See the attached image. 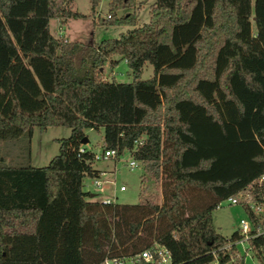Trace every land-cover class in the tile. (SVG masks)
Instances as JSON below:
<instances>
[{"label": "trees", "instance_id": "trees-1", "mask_svg": "<svg viewBox=\"0 0 264 264\" xmlns=\"http://www.w3.org/2000/svg\"><path fill=\"white\" fill-rule=\"evenodd\" d=\"M68 2L0 0V140L70 130L44 166L0 162V264H97L154 242L171 264H242L210 253L237 236L219 235L210 213L264 174V0H153L141 23L136 0H107L97 23L129 28L98 42L49 33L50 19L84 17ZM120 61L131 81L103 80L102 65ZM87 128L150 178L165 172L161 204L87 199L83 181L99 175L77 150ZM249 244L264 264V239Z\"/></svg>", "mask_w": 264, "mask_h": 264}, {"label": "rangeland", "instance_id": "rangeland-1", "mask_svg": "<svg viewBox=\"0 0 264 264\" xmlns=\"http://www.w3.org/2000/svg\"><path fill=\"white\" fill-rule=\"evenodd\" d=\"M153 0H136L135 13L138 23L146 22L148 19L149 8ZM73 11L80 12L84 15L80 19H67L65 23H59L56 19H50L48 22L49 33L53 36L62 35L70 41H84L90 39L93 42H98L106 38L117 37L124 32L129 26L126 25H101L97 23L98 17L105 18L107 11V0H100L95 8L94 14H91L88 0H69L67 3ZM132 12L131 8L119 10L115 12L116 16L124 12ZM251 31L254 32V27L251 25ZM100 76L105 81L115 80L117 82H129L132 77L129 69L124 61H120L115 67L111 68L105 62L99 69ZM151 75V66L145 63L142 66L139 74V79H145ZM69 128L64 126H48L43 130L32 128L30 136L22 133L18 137L0 140V162L8 166H44L50 158L57 154L58 143L57 139L65 138L69 135ZM87 141L83 143V147L92 152L101 150L102 128L84 129L83 130ZM130 158L127 153H123L117 159H106L94 161L93 168H100L104 174L101 179H114V186L109 182L105 183V188L98 190L91 187L90 179L85 178L83 181V189L90 193H95V196L90 200L101 201L103 196L110 197L112 188L122 186V191H115L114 202L123 204H135L140 201L148 200L157 204L162 203L164 195L168 189V179L165 172H161L158 180H154L145 175L141 166L129 170L125 165ZM144 177L140 181V176ZM190 198V195H187ZM190 201L186 202L188 207ZM211 222L215 231L224 238H229L236 230L239 220L247 218L246 213L239 205L221 204L214 208L211 213ZM148 224L142 227L144 230L138 232L139 236L145 237ZM156 223L149 226V230L153 232ZM146 238V237H145ZM243 245H237L236 249L240 255H243ZM248 254V253H247ZM244 264H258L248 255L244 256Z\"/></svg>", "mask_w": 264, "mask_h": 264}, {"label": "built area", "instance_id": "built-area-1", "mask_svg": "<svg viewBox=\"0 0 264 264\" xmlns=\"http://www.w3.org/2000/svg\"><path fill=\"white\" fill-rule=\"evenodd\" d=\"M140 142L141 141H136L135 143L138 144ZM77 150L82 153L85 151V148L79 146ZM117 158L118 157H116L115 152L112 149H101L98 152H92L93 161ZM125 166L131 170L137 166V162L130 157ZM103 174V172H99V175ZM89 179L91 187L98 190L105 188L106 182H109L114 186V179L109 181L101 179L99 176ZM263 181L264 174L260 175L254 182L250 183L247 188L234 196L225 198L216 205V207H219L223 203L228 205H239L243 210L246 209L249 212L251 218L247 217L245 220L240 219L238 227L236 228L237 236L233 240H227L221 246L212 249L210 253L213 256L220 250L228 252L231 261H234L235 259L241 260L242 264H244V256L248 255L251 259H254L257 262L249 241L258 236H261L264 239V188H259ZM116 190L122 191L123 187L119 186L117 189L113 187L112 195L110 197L102 198L99 202L116 203L113 201ZM237 245L244 246L243 255H240L237 251ZM97 264H171V257L169 251L163 245L154 242L149 247L126 256H104ZM212 264H216L215 259L212 261Z\"/></svg>", "mask_w": 264, "mask_h": 264}, {"label": "crops", "instance_id": "crops-1", "mask_svg": "<svg viewBox=\"0 0 264 264\" xmlns=\"http://www.w3.org/2000/svg\"><path fill=\"white\" fill-rule=\"evenodd\" d=\"M93 168V167H92ZM95 170H97V171H99V172H105V171H102L100 168H94ZM100 178H101V176L102 175H98ZM84 190V189H83ZM85 191V190H84ZM87 192H89L88 190H87ZM95 196V193L93 194V193H90L89 192V194H88V196H87V199H92V197H94ZM102 198H106V196H103ZM94 201H96V200H94Z\"/></svg>", "mask_w": 264, "mask_h": 264}, {"label": "water", "instance_id": "water-1", "mask_svg": "<svg viewBox=\"0 0 264 264\" xmlns=\"http://www.w3.org/2000/svg\"><path fill=\"white\" fill-rule=\"evenodd\" d=\"M87 141L86 137H83L82 140H81V143H85Z\"/></svg>", "mask_w": 264, "mask_h": 264}]
</instances>
